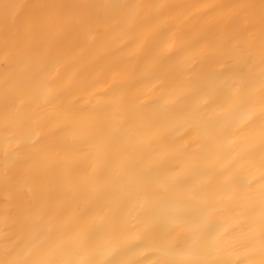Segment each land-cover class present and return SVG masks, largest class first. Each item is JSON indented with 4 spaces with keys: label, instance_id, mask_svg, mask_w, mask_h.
Segmentation results:
<instances>
[{
    "label": "snow or ice",
    "instance_id": "snow-or-ice-1",
    "mask_svg": "<svg viewBox=\"0 0 264 264\" xmlns=\"http://www.w3.org/2000/svg\"><path fill=\"white\" fill-rule=\"evenodd\" d=\"M216 8L224 13L221 23L186 42L183 33L169 38L175 28L166 8L137 0L0 5V55L16 70L14 88L48 104L60 101V94L49 98L50 69L81 45L91 53L103 38L101 25L151 34L135 64L123 69L127 79L101 93L102 102L65 106L80 117L74 134L55 145L38 135L18 137L15 147H5L6 183L11 171L35 169L32 191L20 195L31 203L18 215L47 230L30 246H0V264H126L124 248L152 240L160 241L159 264H264V174L257 189L239 167L259 156L264 169V0ZM201 45L209 52L193 64L185 54ZM152 81L164 94L145 102L136 88ZM173 81L181 82L180 92L167 91ZM13 107L6 93V120L28 129L30 118L13 114ZM183 129L201 135L200 153L169 156L170 148L179 149L168 141ZM225 154L235 162L223 163ZM53 175L54 185L48 182ZM81 201L70 218L55 213L61 202ZM129 206L136 220L131 233L124 217ZM232 209H242V219L229 229L219 214ZM180 226L198 242L181 247L168 241Z\"/></svg>",
    "mask_w": 264,
    "mask_h": 264
},
{
    "label": "bare ground",
    "instance_id": "bare-ground-1",
    "mask_svg": "<svg viewBox=\"0 0 264 264\" xmlns=\"http://www.w3.org/2000/svg\"><path fill=\"white\" fill-rule=\"evenodd\" d=\"M35 2L37 0H0V5ZM80 2H84V0H80ZM137 2L152 3L166 8L167 23L175 28V31L169 34V38L174 39L178 33H183L185 41L191 42L213 30L224 19V13L218 11L216 6L246 3L250 0H137ZM113 26V24H103L98 28L97 31L103 38L91 53L84 51L87 45H81L66 61L50 69V75L46 81L50 85L49 98L60 94V101L55 104H48L35 93L24 95L17 92L11 81L16 70L9 66L8 58L0 55V246L11 245L16 241L30 246L36 243V237L41 232L47 230L44 225L32 223L33 217L18 215L23 208L31 203L27 198L22 201L20 195L28 197L32 191L35 169L11 171V182L6 183L3 176L5 147L7 145L15 147L18 137L27 140L31 135L47 137L46 143L55 145L66 135L74 134L79 126L80 117L69 112L66 105L72 103L77 108L94 106L103 101L104 97L100 95L101 93L106 92L117 82L127 79L123 69L135 64L134 57L139 55L143 44L151 34L143 30L133 32L128 27H118L115 31H111ZM105 33L107 35H104ZM141 35L145 39L134 44L133 41H136L137 37ZM208 52L209 49L206 45L191 47L185 57L195 64L200 62ZM114 65H118V67H114ZM159 85V81L146 82L138 85L136 92L142 95L145 102H149L164 94L162 90H158ZM181 90V82L173 81L167 91L174 94ZM6 93L11 94V98L14 100L13 114L18 111L22 117L26 115L30 118L28 129L23 128L19 122H14L11 119L6 120L4 111ZM68 127H71L72 131L65 133L63 129ZM168 144L175 145L179 149L177 151L170 148L169 156H179L184 149H187L189 154H199L202 137L196 131L183 129L168 141ZM89 150L85 149V153ZM24 154L22 151L21 155ZM222 162L228 164L235 161L227 159L225 154ZM239 167L245 171V175L253 183L259 181L261 175L264 174V169L259 166V156L253 160L240 161ZM55 181L54 175L49 177L50 184L54 185ZM255 186L259 189L260 184L255 183ZM197 195L199 194L197 193ZM82 207L83 201L76 205L61 202L57 205L55 213L63 215L67 219L78 213ZM241 211L242 209L224 211L219 214V219L231 229L241 221ZM124 217L127 229L131 233L132 225L136 223L135 211L132 206H129L125 211ZM49 227L52 232H55V223ZM168 241L181 247L198 242L197 235L184 226L175 228L172 235L168 237ZM121 256L126 264H159L162 258L160 241H147L133 251L130 248H124L121 251ZM257 259H259L258 256Z\"/></svg>",
    "mask_w": 264,
    "mask_h": 264
}]
</instances>
